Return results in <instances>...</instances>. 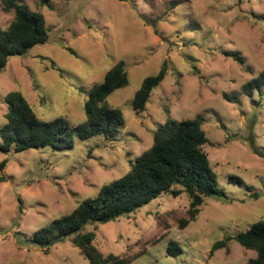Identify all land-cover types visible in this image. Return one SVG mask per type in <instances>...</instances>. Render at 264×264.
<instances>
[{"label": "rangeland", "instance_id": "374dc122", "mask_svg": "<svg viewBox=\"0 0 264 264\" xmlns=\"http://www.w3.org/2000/svg\"><path fill=\"white\" fill-rule=\"evenodd\" d=\"M18 1L45 17L50 41L10 58L0 74V129L13 91L41 120L79 125L86 122L90 88L120 61L129 85L107 101L126 121L118 141L74 134L69 149L0 152V164L7 161L0 170V264H89L71 238L50 247L28 242L126 175L168 118L198 116L208 139L205 151L229 200L207 198L197 219L182 227L189 219L188 196L164 193L128 218L85 231L96 233L104 256L143 254L134 264H246L255 258L233 237L264 219V87L251 96L245 92L264 72V0ZM13 21L0 0V29ZM228 54L242 57L245 66ZM164 63L165 80L137 115L136 92ZM252 192L261 197L251 198ZM220 241L225 246L212 253ZM171 242L182 254L167 255Z\"/></svg>", "mask_w": 264, "mask_h": 264}, {"label": "trees", "instance_id": "16d2710c", "mask_svg": "<svg viewBox=\"0 0 264 264\" xmlns=\"http://www.w3.org/2000/svg\"><path fill=\"white\" fill-rule=\"evenodd\" d=\"M3 3L5 12L13 13L14 21L8 29H0V74L8 66L10 58L26 56L33 48L50 41L46 19L41 13L33 12L18 0H3ZM228 56L245 66V61L239 55ZM167 73V64L164 63L158 75L144 80L132 102L137 115L145 112L153 90L161 85ZM128 85L125 63L120 61L101 83L90 88L84 104L86 122L79 125H72L62 118L43 121L21 93H9L6 96V124L0 129V152L7 155L12 151L22 153L48 147L69 149L73 146L74 134L81 140L104 137L107 141H118L126 121L122 111L107 101L112 94ZM262 87L264 72L248 83L245 92L251 96L254 90H261ZM203 123L201 116L185 121L168 118L157 128L152 147L136 158L126 175L103 186L95 197L80 203L71 214L38 231L33 241L45 246L57 238H61V241L71 238L89 264H134L143 254L104 256L95 245L96 233L86 232V226L105 225L122 217L128 218L162 194L169 193L175 198L183 194L188 196L189 219L181 223L182 227H186L197 219L200 207L207 198L229 200L218 185L217 174L205 151L208 139ZM6 163L0 164V170ZM4 181V178H0V182ZM229 181L244 186L240 178L230 177ZM250 197L258 200L261 194L252 192ZM227 239L229 241L231 238ZM233 240L243 248L256 252L257 256L246 264H264V219L239 232ZM226 241L215 243L212 253L225 246ZM180 254L182 249L178 243L168 244L169 257Z\"/></svg>", "mask_w": 264, "mask_h": 264}, {"label": "water", "instance_id": "95a60500", "mask_svg": "<svg viewBox=\"0 0 264 264\" xmlns=\"http://www.w3.org/2000/svg\"><path fill=\"white\" fill-rule=\"evenodd\" d=\"M61 241V238H57V239H54L52 242L48 243V244H45V246L41 245L40 243L38 242H34V241H31V242H28L29 245H34V246H43V247H50L56 243H59Z\"/></svg>", "mask_w": 264, "mask_h": 264}]
</instances>
